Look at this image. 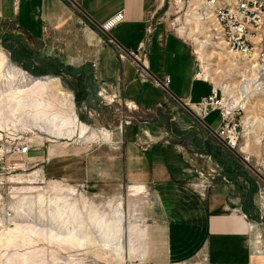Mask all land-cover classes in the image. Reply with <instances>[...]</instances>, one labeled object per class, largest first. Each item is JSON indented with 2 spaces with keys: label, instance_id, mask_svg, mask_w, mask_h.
<instances>
[{
  "label": "rangeland",
  "instance_id": "1",
  "mask_svg": "<svg viewBox=\"0 0 264 264\" xmlns=\"http://www.w3.org/2000/svg\"><path fill=\"white\" fill-rule=\"evenodd\" d=\"M174 1L167 0L160 19L194 46L203 78L225 100L244 107L237 118L244 122L240 148L229 153L244 156L248 189L229 195L232 201L240 197L247 215L259 214L258 229L264 234V208L255 183L264 188V25L257 52L246 59L230 51L213 24ZM99 30L73 21L38 43L0 23V141L11 151L25 143L31 149L26 158L10 151L0 155V264H139L160 256L156 189L135 190L124 175L126 128L147 116L130 109L120 95L100 96L86 74L95 77L96 68L83 70L107 42ZM132 68L137 80L138 69ZM40 79L50 80L43 98L34 82ZM58 93L73 103L65 109L53 99ZM39 101L51 108L37 110ZM180 107L190 124L206 127L192 110ZM54 116L76 118L88 135L57 137ZM208 136L222 144L211 132ZM143 250L145 259L134 261ZM128 252L135 254L130 261Z\"/></svg>",
  "mask_w": 264,
  "mask_h": 264
},
{
  "label": "crops",
  "instance_id": "2",
  "mask_svg": "<svg viewBox=\"0 0 264 264\" xmlns=\"http://www.w3.org/2000/svg\"><path fill=\"white\" fill-rule=\"evenodd\" d=\"M166 2L0 0V23L42 43L52 39V33L64 23L77 21L88 29L101 30L102 24L123 12L125 21L110 32V37L121 48L138 53L152 78L161 82L169 78V90L134 79L132 67L136 66L129 60L121 61L116 47L106 41L83 70L96 68L95 77L88 71L86 74L92 77L89 86L99 88L100 96L120 95L130 109L147 116L126 128L124 175L130 187L156 189L162 240L160 256L139 264H195L204 260L209 264H264L259 214L247 215L240 197L232 201L229 195L239 196L236 189H248L243 175L245 160L233 157L224 143H214L208 136L210 129L220 125L217 112L210 113L204 119L206 127L199 130L180 107L186 101L198 104L214 86L201 75L194 46L160 19ZM142 43L145 48L139 51ZM144 256L143 250L133 260H143ZM130 257L128 252L126 259L130 261Z\"/></svg>",
  "mask_w": 264,
  "mask_h": 264
},
{
  "label": "built area",
  "instance_id": "3",
  "mask_svg": "<svg viewBox=\"0 0 264 264\" xmlns=\"http://www.w3.org/2000/svg\"><path fill=\"white\" fill-rule=\"evenodd\" d=\"M175 4H184L192 8V12L201 21L213 24L219 37L228 46L231 52L238 54L243 58L252 57L258 50L259 32L264 25V0H175ZM18 5V1L14 2ZM125 21V15L120 12L110 18L100 26L101 30L107 36V42L116 47L118 58L121 61H131L138 69V80L141 82L151 81L153 84L165 91H168L169 78L164 82L152 78L144 61L139 54L118 46L110 37V32ZM145 48L142 43L140 50ZM182 105L192 110L199 119H204L212 112H217L220 118V125L217 129H210L212 135L218 138L231 151H237L240 148V139L243 137L242 127L244 122L237 120L244 111L243 106H237L233 101H227L216 88L212 93L203 98L198 104L191 102H181ZM13 155L26 158L31 151L30 146L25 144L17 145L13 151L9 150L8 145L0 141V155L9 152ZM244 159V156H241ZM245 160V159H244ZM261 206H264V188L257 181ZM208 187L209 183H205ZM237 212V210H234ZM247 218V215H244ZM195 264H209L207 260L196 262Z\"/></svg>",
  "mask_w": 264,
  "mask_h": 264
},
{
  "label": "bare ground",
  "instance_id": "4",
  "mask_svg": "<svg viewBox=\"0 0 264 264\" xmlns=\"http://www.w3.org/2000/svg\"><path fill=\"white\" fill-rule=\"evenodd\" d=\"M201 75L203 76V73H201ZM34 82H36L37 84H39L41 86L40 87L41 89H40V92H39V96L41 98H43V96L45 97L46 94H47V92L45 91L47 89L46 86H49L50 80L49 79H43V80L40 79V80H36ZM51 92H53V91H51ZM59 93H58V96L59 97H57L54 94L53 99L54 100L55 99H58L59 102H60V104L63 107H65V109H66L67 104H69L71 102L68 101V99L63 98ZM36 108H37V110L38 109L40 110V108H42L44 111H47L48 109L51 108V106L48 103L46 104L44 101H42V102L39 101V102H37ZM52 125L55 128V131H53L52 133L54 135H56L57 137H65V136L71 137V136H74L75 133H78V135H79L80 138H85L88 135V131H89V129L87 127H85L84 125L80 124L76 118L69 119L67 117H57V116H54L53 119H52ZM134 189L135 190H143L142 187H135ZM68 243H70V242L65 241L63 244H68ZM130 248H132V247H130ZM134 255L131 252V257L132 256L134 257ZM131 261H132V259H131Z\"/></svg>",
  "mask_w": 264,
  "mask_h": 264
}]
</instances>
